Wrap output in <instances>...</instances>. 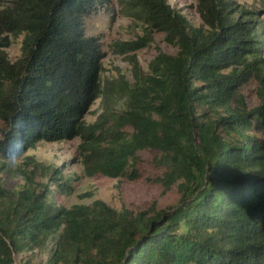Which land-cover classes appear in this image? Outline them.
<instances>
[{"label":"trees","instance_id":"trees-1","mask_svg":"<svg viewBox=\"0 0 264 264\" xmlns=\"http://www.w3.org/2000/svg\"><path fill=\"white\" fill-rule=\"evenodd\" d=\"M96 1L0 0V264L42 249L46 264H264V14L233 0H195L200 25L191 26L165 0H130L142 36L116 43L132 84L121 76L100 81L104 54L81 21ZM163 37L173 55L157 51L141 72L133 56ZM10 37H21L9 60ZM254 84L248 109L241 90ZM123 100L115 111L113 97ZM100 98L101 112L83 117ZM78 140L81 173L91 178H140L136 152L155 153L176 185L177 205L135 213L89 205L56 206L47 184L68 193L59 170L23 157L36 144ZM70 192V191H69Z\"/></svg>","mask_w":264,"mask_h":264},{"label":"rangeland","instance_id":"rangeland-1","mask_svg":"<svg viewBox=\"0 0 264 264\" xmlns=\"http://www.w3.org/2000/svg\"><path fill=\"white\" fill-rule=\"evenodd\" d=\"M243 10L264 14V0H233ZM130 0H104L96 1L92 11L81 21L84 37H95L100 43L104 57L101 61L100 81H105L121 76L128 84L133 83L130 67L127 64L126 55L117 54L114 45L121 42H129L145 34L144 26L132 19V13L128 10ZM166 4L174 11L180 13L187 22L197 27L199 19L194 11L195 0H165ZM149 43L142 49L128 54L133 56L141 72L146 71L147 63L154 57L157 51L173 55L174 48L166 45L160 34H148ZM10 45L5 49L9 60H14L19 55V43L21 37H10ZM254 84L249 83L242 88L241 94L248 109L254 107L257 102L253 93ZM123 100L113 97L109 104L117 111L122 108ZM101 112L100 98L90 106L88 113L83 117L85 123H91ZM77 139L58 143L40 142L32 150L26 151L22 156L5 161L10 168L19 166L23 157L29 156L35 162L43 166H50L59 170V177L66 183L70 191L60 195L58 189L49 181L50 176L36 177L35 181L47 184L51 190V201L59 207L69 208L73 205H89L95 200L103 202L108 207L118 211L126 209L133 213L146 210L151 205L157 209H166L177 205L179 193L176 185L164 191L154 180L162 173L152 161L155 153L149 150L137 151L135 168L140 178L135 181H127L123 178L109 179L102 176L91 178L84 177L81 173L79 159L76 153ZM0 183L6 189L18 190L23 181L9 174H0ZM48 242L42 249L17 254L13 257V264H46L48 251L51 248Z\"/></svg>","mask_w":264,"mask_h":264}]
</instances>
